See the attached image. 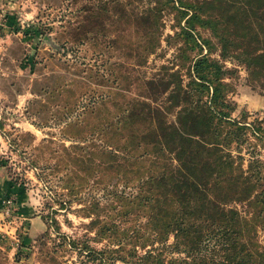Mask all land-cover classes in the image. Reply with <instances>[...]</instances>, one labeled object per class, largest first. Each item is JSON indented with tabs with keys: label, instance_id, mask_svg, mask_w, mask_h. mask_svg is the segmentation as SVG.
I'll list each match as a JSON object with an SVG mask.
<instances>
[{
	"label": "rangeland",
	"instance_id": "rangeland-1",
	"mask_svg": "<svg viewBox=\"0 0 264 264\" xmlns=\"http://www.w3.org/2000/svg\"><path fill=\"white\" fill-rule=\"evenodd\" d=\"M196 1L0 0V175L15 189L0 199V243L10 261L18 255L23 264H129L174 241L171 232L162 240L155 230L151 206L141 198L149 190L142 185L148 166L135 159L134 147L125 152L123 137L132 134L133 120L140 129L147 125L135 114L140 100L163 102L149 81L165 66L187 78L201 51L196 43L210 33L191 29L194 41L181 30L192 12L187 5ZM217 2L214 16L227 18ZM155 4L163 8L158 25L146 13ZM182 51L190 56L184 64ZM212 55L219 56L218 48ZM222 62L234 68L227 78L232 116L251 126L264 118V90L247 79L243 63ZM121 113L133 118L121 123ZM111 119L120 124L110 129L113 147L104 131ZM249 134L242 167L247 174L254 149L264 173V139ZM235 205L247 214V201ZM256 228L263 242L261 221ZM171 254L179 253L169 247L162 257Z\"/></svg>",
	"mask_w": 264,
	"mask_h": 264
},
{
	"label": "trees",
	"instance_id": "trees-1",
	"mask_svg": "<svg viewBox=\"0 0 264 264\" xmlns=\"http://www.w3.org/2000/svg\"><path fill=\"white\" fill-rule=\"evenodd\" d=\"M215 2L197 0L187 5L192 12L186 18L188 26L181 30L188 40L195 41L191 29L198 26L208 28L210 36H202V42L196 43L201 51L188 66L186 79L180 70L165 66L163 74L149 81L154 92H163L164 100L159 104L153 99L155 105L140 100L143 106L135 114L138 119L147 118V125L140 129L133 120L132 134L123 137L125 152L133 153L128 147H134L135 159L148 166L142 172V185L148 184L149 190L141 198L151 206L156 232L162 240L170 232L174 237L168 248L148 249L129 264H264V237L263 242L255 237L258 221L264 229L263 161L253 149L245 174L240 153L241 145L250 139V129L264 139V118L249 121L250 126L232 116L235 106L227 78L234 68L222 62L232 57L243 63L247 79L264 90V0H221L227 18L214 16ZM162 12L155 4L146 13L158 25ZM215 48L219 56L212 55ZM189 58L183 51L179 55L183 64ZM129 116L133 118L121 113L119 122ZM113 122L117 124L113 119L106 122L105 137L107 143L117 145L110 132ZM95 128H99L97 123ZM118 149L115 146L112 152L117 155ZM244 201L247 214L235 205ZM166 205L170 206L166 213L156 212ZM85 246L88 252L95 251L91 245ZM169 247L179 254L163 258ZM0 264L23 263L18 255L10 261L8 250L0 243Z\"/></svg>",
	"mask_w": 264,
	"mask_h": 264
},
{
	"label": "crops",
	"instance_id": "crops-1",
	"mask_svg": "<svg viewBox=\"0 0 264 264\" xmlns=\"http://www.w3.org/2000/svg\"><path fill=\"white\" fill-rule=\"evenodd\" d=\"M7 24H8V20H5L3 22V26L5 25L4 28L7 27ZM1 169H2V166H0V170ZM12 187H13V181L10 180V178H8L7 176H3L1 174L0 175V199L2 197V194H4L6 191H9L12 189L15 190L14 187L13 188Z\"/></svg>",
	"mask_w": 264,
	"mask_h": 264
}]
</instances>
